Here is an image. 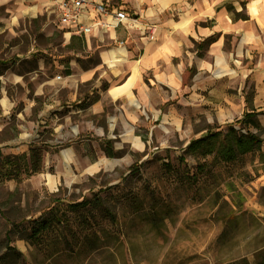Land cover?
Here are the masks:
<instances>
[{
  "label": "crops",
  "instance_id": "obj_1",
  "mask_svg": "<svg viewBox=\"0 0 264 264\" xmlns=\"http://www.w3.org/2000/svg\"><path fill=\"white\" fill-rule=\"evenodd\" d=\"M57 1L0 0L11 13L0 14V158L28 154L50 128L120 134L131 145L133 134L141 151L160 132L191 131L198 115L225 123L245 111L254 113L248 128L264 154V0H102L136 22L88 36L48 27L40 15ZM145 24L155 25L152 36ZM55 30L61 50L33 45L32 33L50 38ZM262 248L240 257L254 264Z\"/></svg>",
  "mask_w": 264,
  "mask_h": 264
},
{
  "label": "rangeland",
  "instance_id": "obj_2",
  "mask_svg": "<svg viewBox=\"0 0 264 264\" xmlns=\"http://www.w3.org/2000/svg\"><path fill=\"white\" fill-rule=\"evenodd\" d=\"M43 14L38 15L44 21L48 16V27L59 30L55 8ZM40 22L31 24L38 30ZM55 33L50 38L32 33V43L61 50L64 35ZM232 122L239 126L234 120L207 124L198 115L191 131L160 132L141 151L120 134L38 132L32 143L43 139L40 171L11 169L12 178L0 182V264H223L251 254L264 244V154L258 148L212 164L211 155L185 152L192 138L212 127L226 130ZM197 163L203 165L199 172ZM95 197L114 222L92 205ZM86 198L91 204L81 214L89 216L85 227L68 206ZM53 205L67 211L62 213L67 226H55L41 245L20 238L27 221Z\"/></svg>",
  "mask_w": 264,
  "mask_h": 264
},
{
  "label": "trees",
  "instance_id": "obj_3",
  "mask_svg": "<svg viewBox=\"0 0 264 264\" xmlns=\"http://www.w3.org/2000/svg\"><path fill=\"white\" fill-rule=\"evenodd\" d=\"M237 18L246 19L247 15L245 13L235 12L234 19ZM212 39V37L209 38L203 44L211 42ZM253 116V112L245 111L241 118L234 120L235 123L239 124L238 127H236L232 122L227 124L226 130L218 129V127L209 128L206 131V134L200 137L192 138L187 144L185 152L193 155L194 157L202 158H205L207 155H211V163L215 164L219 162H231L246 153L258 149L262 143V138L258 132L251 131L248 128V123L253 122ZM244 125L247 127H244ZM42 146H44L43 139H40L31 144L28 154L14 156L6 155L1 157L0 182L12 178V173L14 171H11V169L16 170V173L17 170L24 171L27 174L39 172L41 169ZM106 153L109 154L108 152ZM202 169L203 165L201 163H197L198 172ZM95 198L96 200L94 202L92 201V205L101 206L103 208L102 210L107 213L110 220L114 222L113 213L102 202H100L98 197ZM88 204H91V200L86 198L74 203V205L68 206L72 209H76V213L78 214L76 219L78 225H83L85 227L90 225L89 216H84L83 219L81 218V214H85L84 208ZM65 212L67 211H59L57 205L51 206L47 209L45 214H40L39 216L27 221V224L21 229L22 233L20 238H24L32 244H43L45 236L48 232L53 231L55 226L58 227L59 224H62L63 226L67 224L65 217L62 215V213ZM6 239L10 241V231L6 232ZM253 263L264 264V248L259 249L254 253ZM223 264H251V262L246 256H242Z\"/></svg>",
  "mask_w": 264,
  "mask_h": 264
},
{
  "label": "built area",
  "instance_id": "obj_4",
  "mask_svg": "<svg viewBox=\"0 0 264 264\" xmlns=\"http://www.w3.org/2000/svg\"><path fill=\"white\" fill-rule=\"evenodd\" d=\"M57 26L63 34L88 36L107 33L117 25L136 22L130 13L116 5H109L102 0H58L55 2ZM149 36L154 32V24H145ZM60 78V75H56Z\"/></svg>",
  "mask_w": 264,
  "mask_h": 264
},
{
  "label": "bare ground",
  "instance_id": "obj_5",
  "mask_svg": "<svg viewBox=\"0 0 264 264\" xmlns=\"http://www.w3.org/2000/svg\"><path fill=\"white\" fill-rule=\"evenodd\" d=\"M126 138L131 141V143H132L133 146H135V147L142 146V142L140 141V139L137 136H135L133 134H129V135L126 136ZM64 154H65V157L69 158L68 157L69 156V151L68 150H66L64 152ZM48 178L52 180V178L49 175H48Z\"/></svg>",
  "mask_w": 264,
  "mask_h": 264
}]
</instances>
